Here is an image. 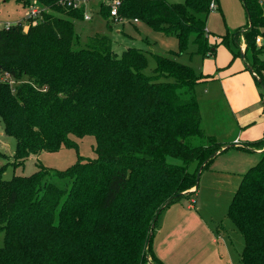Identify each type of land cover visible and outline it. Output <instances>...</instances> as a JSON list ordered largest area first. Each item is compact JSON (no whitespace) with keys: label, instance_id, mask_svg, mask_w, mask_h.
I'll return each mask as SVG.
<instances>
[{"label":"trees","instance_id":"16d2710c","mask_svg":"<svg viewBox=\"0 0 264 264\" xmlns=\"http://www.w3.org/2000/svg\"><path fill=\"white\" fill-rule=\"evenodd\" d=\"M93 1L103 21L137 20L174 35L178 50L161 55L129 46L118 55L106 35L80 43L75 21ZM36 2L40 21L27 18L25 30L0 28V120L15 139L6 164L17 168L41 151L73 147L70 135L92 136L96 156L78 157L61 171L35 164L30 175L10 179L0 169V264H164L151 236L147 243L152 223L197 191V172L223 148L201 127L194 86L207 76L176 60L191 37L198 55H212L205 28L217 0H120L116 17L105 0ZM241 2L247 24L219 35V44L233 58L245 45L244 62L264 96V46L255 41L264 28V0ZM147 55L155 64L150 74ZM263 148L261 139L244 149ZM51 172L66 186L47 182ZM227 215L243 238L242 263L264 264V150Z\"/></svg>","mask_w":264,"mask_h":264},{"label":"rangeland","instance_id":"374dc122","mask_svg":"<svg viewBox=\"0 0 264 264\" xmlns=\"http://www.w3.org/2000/svg\"><path fill=\"white\" fill-rule=\"evenodd\" d=\"M23 1L25 3L26 0H0V28L9 24L20 26L22 30H25L27 18L36 22L41 20V7L36 0H32L30 5L22 4ZM108 1L110 0H105V2ZM166 1L173 4L183 2V0ZM218 1L220 10L214 8L206 20V28L209 32L220 35L226 32L232 34L247 24V14L241 0ZM31 9L36 10L35 14L30 13ZM84 12L88 19H85L83 15V19L75 21L74 25L82 44L86 41V37L106 35L111 39L112 50L118 55L126 46L137 47L142 51L149 50L161 55L178 50L174 35L167 36L153 31L142 22L138 25L134 24L135 29L138 30L135 32L131 23L126 20L116 21L109 18L103 21L99 16L96 1L89 2ZM261 33L257 37H262L264 44V28ZM261 58L264 59V53ZM176 60L181 64L189 65L196 73H199L205 65L204 58L196 53L193 37L189 38L185 51L176 56ZM154 67V61L147 55V66L144 73L150 74ZM194 91L199 104L203 131L205 130L210 135L213 134L212 136L219 143L229 142V138L237 132V128L228 113L224 100L217 91L216 83H197ZM69 138L75 142V146H60L55 151H41L25 159L22 166L13 168L6 163L12 161L15 139L4 134L0 120V169L3 168V178L10 179L13 175H30L36 170L35 164L61 171L72 165L78 157L95 158V140L92 136L77 138L70 135ZM258 159L256 151L230 148L214 157L209 165L200 171L195 195L192 194L190 198L183 197L180 203L182 205L179 206L180 211L185 212L186 206L191 205V214L194 216L193 222L188 224L187 235L182 238L184 244L181 242L182 251L188 257L185 264H243L240 259L244 244L243 238L229 219L227 211L239 182ZM169 161L180 163L179 160L172 158H169ZM193 168L194 164H190L189 169ZM52 174L54 172L46 178L47 182L59 187L66 186L65 180L61 181ZM190 199H193L192 203ZM172 204H177V202ZM174 206L176 205H169L159 213L154 232L161 224L160 215ZM1 245L2 233H0ZM176 259H173V263H179Z\"/></svg>","mask_w":264,"mask_h":264},{"label":"crops","instance_id":"0c3cea01","mask_svg":"<svg viewBox=\"0 0 264 264\" xmlns=\"http://www.w3.org/2000/svg\"><path fill=\"white\" fill-rule=\"evenodd\" d=\"M216 8L220 10L218 0ZM83 15L84 18L87 16L86 13ZM128 23H131L135 32L138 31L135 29V25H138L139 21L133 20L128 21ZM205 29L210 34L209 45L212 46L213 53L210 56L203 57L205 65L199 73L207 76L203 83H216L217 91L224 100L228 113L237 128V132L229 138L230 141L223 143V147H229L219 154L230 148L246 150L244 148L247 143L264 139V96H261L253 73L244 62L245 45L243 43L240 45V56L233 58L227 48L219 44L220 39L218 36L220 34L211 33L207 28ZM260 31L262 32V29ZM129 37L132 38L131 35ZM259 39L257 45L264 46L263 38L259 37ZM216 58L218 60L215 61ZM205 133L208 132L205 131ZM208 134L210 135V133ZM263 150L264 148L247 149L246 151H256L259 158V153ZM190 202L192 203L193 199H190ZM180 203L181 200L177 204H171L170 206H176L160 215L162 217L161 224L156 232H154L156 225L151 230V250L160 261L166 262L164 264H185L187 262L188 257L182 251L181 242L184 244L182 238L187 235L188 224L193 222L194 216L191 214V205H187L185 212H181L179 206L182 204ZM174 258H177L179 263H173ZM145 264L151 263L147 261Z\"/></svg>","mask_w":264,"mask_h":264},{"label":"built area","instance_id":"2783aa9c","mask_svg":"<svg viewBox=\"0 0 264 264\" xmlns=\"http://www.w3.org/2000/svg\"><path fill=\"white\" fill-rule=\"evenodd\" d=\"M120 5V0H110V16L112 17H116L117 16V8L119 7ZM210 8L213 10L215 8V4L214 3H211L210 4ZM36 10H32L30 11L31 14H35ZM85 19H88L87 16H85ZM9 26V24H7L6 26H4L5 28H7ZM256 43H258L260 41V39L257 37L255 39ZM1 80L3 81H8L11 83V81H9V77L7 75H4L1 77Z\"/></svg>","mask_w":264,"mask_h":264},{"label":"water","instance_id":"95a60500","mask_svg":"<svg viewBox=\"0 0 264 264\" xmlns=\"http://www.w3.org/2000/svg\"><path fill=\"white\" fill-rule=\"evenodd\" d=\"M241 57H242V54H241ZM248 68H249V67H248ZM249 70H251V68H249ZM261 88L264 90L263 85H261ZM228 147H229V146H225V147H223V148L221 149V151L224 150V149H227ZM199 174H200V170H199V171L197 172V174H196V181H198V179H199ZM155 220H156V218H154V221H155ZM151 228H153V223H152V225H151ZM150 236H151V232L149 233L147 243H148V241H149Z\"/></svg>","mask_w":264,"mask_h":264}]
</instances>
